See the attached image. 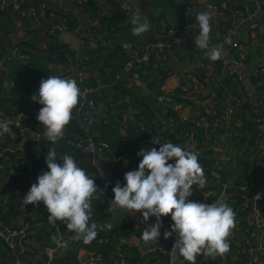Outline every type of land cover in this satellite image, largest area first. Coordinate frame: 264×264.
Wrapping results in <instances>:
<instances>
[{
	"label": "crops",
	"instance_id": "1",
	"mask_svg": "<svg viewBox=\"0 0 264 264\" xmlns=\"http://www.w3.org/2000/svg\"><path fill=\"white\" fill-rule=\"evenodd\" d=\"M7 1L18 5L21 11L0 7V118L20 120L22 130L11 127L13 134L0 136V220L5 219L14 229L26 223H31L32 228L25 239H14L13 247L0 239V264H48L45 251L54 246L56 229L47 221L49 213L43 202L38 206L25 205L23 197L37 183L38 176L49 171L45 162L49 148L56 150L58 158L71 155L103 192L101 199L92 201V216L98 213L100 203L107 204L105 219L94 220L98 233L109 238L106 264L161 261L169 264L167 257L151 252L150 247L134 244L135 239L142 241L139 239L142 232L156 223L155 217L146 220L134 211H108L110 201L114 200L113 188L108 183L117 181L121 186L126 185L125 173L138 170L143 159L138 153L153 147L159 150L160 145L152 143L154 136L159 137L161 143L170 140L181 147L189 142V149L199 154L207 183L202 189L193 186L196 196L189 197L190 201L211 204L216 202H211L212 197L217 201L223 199L236 213V226L229 237L230 251L224 257L213 259L197 256L196 264H264V251L258 250L261 232L254 221L257 211L264 215V12L256 11L252 0H105L95 15L86 10L90 0H43L51 12L47 15L40 9L42 0ZM124 5L131 7L129 15L123 11ZM190 5L197 11L207 10L212 16L210 48L221 46L229 27L235 26L232 38L240 47L234 50L231 45L221 46L222 55L236 54L242 62L239 70L243 80L227 76L219 60L211 61L206 50L196 47L194 41L200 32L196 12H190L187 18L183 15L184 7ZM246 5L250 7L248 20L237 23L240 15L245 14ZM67 14L78 25L75 29L60 31L58 27L64 23L61 17ZM135 15L146 16L154 37L164 40L181 59L163 62L156 54L149 63L137 66L142 82L132 84L122 73L123 44L137 41L140 47H145L149 38V32L141 36L132 34L133 25L129 21ZM113 17L116 19L111 24L104 22ZM254 25L256 27L252 28ZM15 44L26 52L27 61L17 58ZM52 49L71 51L74 59L54 63L50 59ZM259 68L262 72L256 78L253 73ZM52 75L74 77L77 82L84 75L82 88L92 90L90 99L95 103L92 111H73L63 138L55 144L44 137L43 126L37 120L43 105L32 100V96L39 93L41 81ZM5 82L9 86L15 84L8 97L3 95L9 87H4ZM18 83L21 90L14 95ZM179 85L189 87L191 95L177 96V110L186 111V102L191 103L195 112L186 111V114L195 116L200 127L189 124L179 131L177 125L180 124L173 118L176 112L167 116L166 124L156 122L155 96L174 93ZM126 96L130 97V103L125 102ZM226 107L233 108V122L229 127L224 122L227 128L221 129V135L212 142L207 130L214 125V119L225 113ZM184 131L188 136H183ZM195 131L203 136L202 142L193 138ZM201 132L206 133L205 140V133ZM81 136L106 141L109 144L107 156L100 152L88 154L66 145L67 139ZM8 149H21V152H5ZM56 162L62 164L59 159ZM134 163L138 164L136 169ZM241 186L261 194V199L251 206L249 196L253 197L241 192ZM164 219L161 218L162 223ZM127 223L134 228L133 233L126 236L132 248L127 243L120 244L118 237H110L115 229L126 233ZM106 224L111 228L101 230ZM58 225L70 237L71 245L61 247L58 258L51 264H80L78 253L82 246L72 243L71 232L65 224L58 222ZM1 231L5 228L1 227Z\"/></svg>",
	"mask_w": 264,
	"mask_h": 264
},
{
	"label": "clouds",
	"instance_id": "2",
	"mask_svg": "<svg viewBox=\"0 0 264 264\" xmlns=\"http://www.w3.org/2000/svg\"><path fill=\"white\" fill-rule=\"evenodd\" d=\"M211 19L207 10L198 12L196 20L200 32L194 43L197 48L206 50L211 61H218L222 58V47H209ZM129 22L133 25L134 36L151 30L146 17L135 15ZM8 86L5 82L4 87ZM81 95L75 79L52 75L41 81L39 93L34 94L32 100L43 105L37 120L42 124L43 135L49 142L55 144L63 138ZM11 123L0 120V136L13 134ZM161 141L154 136L152 143L160 145L159 150L153 147L138 153L143 157L138 170L125 173V186L117 182L112 189L114 200L110 201L108 211H134L146 220L155 217L156 223L146 227L139 238L145 244L158 243L163 226L161 218L171 216L174 224L170 231L163 233V238L168 240L176 234L173 249L178 252L171 253L174 261L182 257L183 261L196 264L197 256L201 254L205 257H224L230 251L229 237L236 226V213L223 199L211 204L190 201L188 198L193 195V186L202 189L207 183L199 154L170 140ZM57 159L62 164H58ZM45 162L49 171L38 176L37 183L23 197V203L38 206L43 202L49 213L47 221L53 228L59 231L58 222L63 223L68 232L74 234V240L91 244L98 235V225L92 221V201L101 199L103 192L98 190L95 179L87 175L71 155L58 158L56 150L49 148ZM260 199L261 194H257L252 202ZM104 228L110 229L111 225L101 226V230Z\"/></svg>",
	"mask_w": 264,
	"mask_h": 264
},
{
	"label": "built area",
	"instance_id": "3",
	"mask_svg": "<svg viewBox=\"0 0 264 264\" xmlns=\"http://www.w3.org/2000/svg\"><path fill=\"white\" fill-rule=\"evenodd\" d=\"M90 1L97 3L98 5H103L105 3V0H90ZM252 1L255 5L256 11L264 12V0H252ZM0 7L2 9L12 10L15 12L21 11L18 5H16L13 2H9L7 0H3L0 4ZM40 9H42L43 12L46 13V11L49 9L48 3L45 1L41 5ZM249 10H250L249 5H246L244 9L245 14L243 13L240 15L241 17L237 21V23H242L248 20L247 13L249 12ZM123 11L129 15L131 12V7L124 5ZM192 11L196 12V16H197L199 11H197L194 6H191V5L186 6L183 12L184 18H187L189 16V13ZM33 15H35V12L33 13ZM255 27L256 26L254 25L252 28H255ZM58 29L60 31H68V27L66 25H61L58 27ZM234 33H235V26L229 27L228 34L221 41L220 45L221 46L231 45L234 50L239 49L240 43L238 41H235L232 38V35ZM13 49L17 55V58L20 61L25 62L28 60L29 58L28 55L21 48L20 45L15 44L13 46ZM122 49H123V53L125 56V63L123 65L122 73L127 75L130 78L132 84L142 82L141 76L139 72L137 71V66L145 65L146 63H149L156 54H158L162 58L163 62H165L167 59H173L175 61H178L181 59L179 54H177L174 49L171 50L170 45L164 42V40L156 44L147 45L145 47H140L139 42L137 41H129L123 44ZM219 63H220L222 71L227 76L234 78L238 81H241L244 79L243 73L239 70V66L242 65V62L239 60L236 54H231L230 57L222 55V58L219 60ZM162 65H164V63ZM207 68L209 69V67ZM261 72L262 70L261 68H259V69H255L253 74L257 78L261 75ZM71 79H75V78L73 77ZM84 82H85V77L84 75H81L80 81L77 82L78 87L81 89V92H82V95L79 98L80 102L77 107L78 112L92 111L95 107L94 101L90 99V93L92 92V90L88 88H82ZM12 89H13V83H11L10 86L3 92V95L5 97H8L11 94ZM178 95H181L182 97H189L191 95V90L187 86L179 85L177 88V91L174 93H164V94L155 96V105L157 108V112L155 114L156 122L159 124H166L167 121L169 120V119L166 120L167 116L170 113L176 112L177 117L181 125L183 126V128H185L189 124H194L196 127L197 126L200 127L201 125H197L199 123L195 120V116L193 115L191 116V114L190 115L186 114V111H189L190 113L195 112V107L192 106L191 103L186 102V105H187L186 111L181 110L178 112L177 110V102H178L177 96ZM125 102L130 103L129 96H126ZM1 113H2V109L0 108V114ZM232 115H233V108L226 107L225 113L223 112L221 115L218 116V118L213 120L214 125L209 127L207 130V133L211 137L212 142H214L221 135V131H220L221 129L227 128L226 126L224 127V122L228 123V127L229 125L232 124L233 122ZM226 119H229V120H226ZM0 120L2 119L0 118ZM11 122L12 123L10 127H15V128H18L19 130H22V124L20 120L18 121V123L17 121H11ZM185 131H184L183 136H186V135L188 136V134H186ZM66 145L71 146L77 150L83 151L88 154H95V153L100 152L103 154L106 153V156H107L108 151H109V144L106 141L104 140L96 141L92 137L81 136V137L74 138V139L72 138L67 139ZM187 146H185L186 147L185 149L190 148L189 146L188 147ZM8 151L19 153L21 152V149H11V150L8 149L5 152H8ZM262 156L264 158V152ZM106 159L109 161L108 157ZM172 163L174 164L175 161H172ZM137 166H138L137 163L133 164L134 169H136ZM108 184L111 188H114L115 185L117 184V181H114L113 183H108ZM239 189L241 192H244L245 194H248V193L251 194L253 198L257 195L253 193L251 191L252 189L248 186H241ZM195 196H196V190L193 187V195L190 198L194 199ZM215 201H217V199L214 200L213 202ZM254 221H255V226L261 232L260 244L258 246V250L264 251V215L261 211H257V214L254 217ZM162 224H163L164 230H161V237L158 240V243L145 244L143 241H141L137 243L138 247H150L151 252L158 254L160 257H167L169 260V264H175L177 261H179L181 264L183 263L187 264V262L183 261L181 257L175 261L172 258V255H171L172 251L178 252V250L173 249V246L177 239L176 234H173L172 238L168 240H165L163 238V233L166 231H170L171 226L174 224V221H172L171 216L165 217ZM57 226L59 228V231H57V229L55 228L57 234L54 238V246L48 247L45 251L48 257V264H51L52 261L58 258V251L61 247H68L71 245L70 237L64 233L65 231L60 225H57ZM1 227H4L5 231H1ZM31 228H32V224L26 223L22 227L14 229L11 226L6 224L5 219H2L0 220V239L5 244H7L9 247H13L14 239H25L27 237L28 231ZM118 241L120 244L127 243L126 237H123V236H119ZM108 243H109V240L106 237L102 236V237H99L95 241L93 246L89 248L81 249L80 252L78 253V261L80 262V264H106L107 255H106L105 249ZM127 245L128 247H131V248L133 247L131 243H127ZM198 256L200 257L204 255L201 254ZM210 258L213 259V257H210ZM156 264H164V263L161 261Z\"/></svg>",
	"mask_w": 264,
	"mask_h": 264
},
{
	"label": "trees",
	"instance_id": "4",
	"mask_svg": "<svg viewBox=\"0 0 264 264\" xmlns=\"http://www.w3.org/2000/svg\"><path fill=\"white\" fill-rule=\"evenodd\" d=\"M100 9H101V6L100 5H98L97 3L91 2V1H90V3H88L86 5V10L87 11H91V13H93L95 15L98 14V12L100 11ZM183 12H184V9H183ZM46 14L47 15H50L51 14V12H50L49 9L46 11ZM61 19L64 22L62 25H66L68 27V30L75 29L77 27V25H78L77 24V21L71 15H68V14L66 16L63 15V17H61ZM115 19L116 18H114V17L113 18H107V19L104 20V22L111 24ZM52 50H53V53L51 51L50 59L54 63H62L63 64L65 62L69 61V59H71V58L74 59V55H73V53L71 51H68V50L59 51V50H56V49H52ZM173 118L176 120V122H178L180 124V125H177V126H178L179 131H181L180 128H183V126L181 125V123H180L178 117L176 116V114L173 115ZM187 126H189V125H187ZM198 131H195V135L193 136V138L196 137L197 140H200L202 142L203 141V136H200V134H198ZM201 133H205V132H201ZM205 137H206V133H205V136H204V140H205ZM174 143L176 144V142H174ZM186 145H188L190 147L189 142ZM183 148H186V147L183 146ZM98 206H99V211H98V213L96 215L92 216V221H94V220H96V221L104 220L105 217H106L105 211H106L107 204L106 203H100ZM126 228L128 229L126 231V233H123L121 231L118 232L119 230L118 229H115L114 232H113V235L110 236V237L111 238H113V236L114 237H119V236L126 237L127 235L133 233L134 228H133V225L131 223H127ZM126 228H125V230H126ZM70 235H71V237H73L74 234L71 232ZM102 236H103L102 234L98 233L97 238L91 244H89V245H85L82 241H76L73 238H72V243L74 245L82 246V248H89V247H91V246L94 245L95 241L99 237H102ZM104 237H106L109 240V238L106 235ZM132 250H135V248H133ZM134 252L135 251H133V257L135 258L136 257V254ZM106 255H107V253H106ZM107 260H108V256H107Z\"/></svg>",
	"mask_w": 264,
	"mask_h": 264
},
{
	"label": "water",
	"instance_id": "5",
	"mask_svg": "<svg viewBox=\"0 0 264 264\" xmlns=\"http://www.w3.org/2000/svg\"><path fill=\"white\" fill-rule=\"evenodd\" d=\"M42 3H43V0H42ZM41 3V4H42ZM199 11H201V9H199ZM143 17H146V16H143ZM161 40H158L154 37L153 35V32H152V27H151V30L149 31V38L147 39V43L146 45H150V44H156V43H159ZM20 90H21V84L18 83L17 87L15 88V91H14V95H18L20 93ZM250 198V205L253 206V199L251 198V196H249ZM258 207L260 206V203H258L257 205ZM136 241H134V244H137L138 242V239H135Z\"/></svg>",
	"mask_w": 264,
	"mask_h": 264
},
{
	"label": "rangeland",
	"instance_id": "6",
	"mask_svg": "<svg viewBox=\"0 0 264 264\" xmlns=\"http://www.w3.org/2000/svg\"><path fill=\"white\" fill-rule=\"evenodd\" d=\"M198 198V197H197ZM214 200H216V199H213V197H212V201L211 202H213Z\"/></svg>",
	"mask_w": 264,
	"mask_h": 264
}]
</instances>
